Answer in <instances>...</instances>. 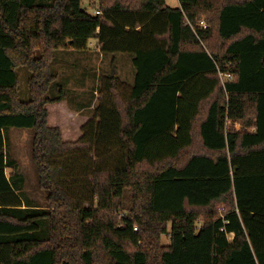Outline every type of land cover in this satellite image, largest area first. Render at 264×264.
I'll list each match as a JSON object with an SVG mask.
<instances>
[{
    "label": "trees",
    "instance_id": "trees-1",
    "mask_svg": "<svg viewBox=\"0 0 264 264\" xmlns=\"http://www.w3.org/2000/svg\"><path fill=\"white\" fill-rule=\"evenodd\" d=\"M82 1L0 0V264H264V0ZM90 41L113 55L110 108L66 142L51 65ZM115 55L131 56L126 97ZM13 129L32 132L44 205L7 155ZM100 143L119 164L92 170L82 207L57 161Z\"/></svg>",
    "mask_w": 264,
    "mask_h": 264
},
{
    "label": "rangeland",
    "instance_id": "rangeland-1",
    "mask_svg": "<svg viewBox=\"0 0 264 264\" xmlns=\"http://www.w3.org/2000/svg\"><path fill=\"white\" fill-rule=\"evenodd\" d=\"M166 1L173 5V0ZM85 2V0L81 2V8L94 16V10ZM175 4L177 5L176 0ZM89 44H94V41H90ZM116 56L131 57L129 55L114 57ZM112 60L113 55H102L93 47L87 51L70 49L55 53L51 68L57 80L49 89L48 96L56 97L58 92L62 91L64 99L45 108L48 113V125L60 130L63 141H77L82 136V126L95 120L101 107L105 111L110 108L104 84L110 74ZM15 73L18 77L19 98L26 101L28 72L24 68H17ZM119 76L123 81L120 85L121 92L126 97L129 93V73L124 61ZM7 137V155L15 162L18 173L24 179L23 190L26 198L35 205H44L46 193L38 186L35 166L31 159L32 132L13 129L8 132ZM57 162L66 165L65 186L74 202L82 207L89 206V180L92 170L113 168L119 164L113 156V149H107L103 143L97 144L88 153L71 155L68 158L58 159ZM10 174L11 170L6 169L7 177ZM161 242L167 245V237H162Z\"/></svg>",
    "mask_w": 264,
    "mask_h": 264
},
{
    "label": "crops",
    "instance_id": "crops-1",
    "mask_svg": "<svg viewBox=\"0 0 264 264\" xmlns=\"http://www.w3.org/2000/svg\"><path fill=\"white\" fill-rule=\"evenodd\" d=\"M86 1V0H85ZM177 1V5L175 4V0H173V5H170V4H168L167 3V1L165 0V4H166V6H168L169 8H179V0H176ZM86 3V5L88 6V4H89V2L88 1H86L85 2ZM94 12V11H93ZM91 47H94V44H89L88 43V49H91ZM66 52V51H65ZM120 58H123V59H120ZM114 60H115V66H116V68H117V73H118V77H119V82H120V84H122V80H121V78H120V76H119V72H120V70H121V68H122V61H124V63H125V68H126V70H127V72L129 73V91H130V88H131V86H132V82H133V69H132V66H130L131 65V60H130V57L128 58V57H115L114 58Z\"/></svg>",
    "mask_w": 264,
    "mask_h": 264
},
{
    "label": "built area",
    "instance_id": "built-area-1",
    "mask_svg": "<svg viewBox=\"0 0 264 264\" xmlns=\"http://www.w3.org/2000/svg\"><path fill=\"white\" fill-rule=\"evenodd\" d=\"M93 15H99V12L98 11H95L93 12ZM199 25L201 26V29L204 30L206 28L205 24L203 23V21H200L199 22ZM229 77V76H228Z\"/></svg>",
    "mask_w": 264,
    "mask_h": 264
}]
</instances>
